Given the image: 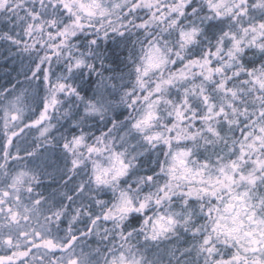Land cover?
<instances>
[{"label":"snow or ice","instance_id":"6c2138e0","mask_svg":"<svg viewBox=\"0 0 264 264\" xmlns=\"http://www.w3.org/2000/svg\"><path fill=\"white\" fill-rule=\"evenodd\" d=\"M0 63V264H264V0H0Z\"/></svg>","mask_w":264,"mask_h":264},{"label":"trees","instance_id":"16d2710c","mask_svg":"<svg viewBox=\"0 0 264 264\" xmlns=\"http://www.w3.org/2000/svg\"><path fill=\"white\" fill-rule=\"evenodd\" d=\"M10 68V64H4V63H0V81H2L3 79H5V71L8 70ZM12 75L15 76V72H12Z\"/></svg>","mask_w":264,"mask_h":264}]
</instances>
